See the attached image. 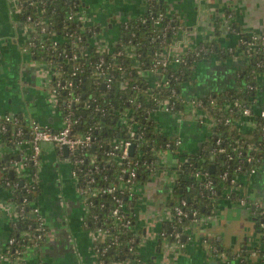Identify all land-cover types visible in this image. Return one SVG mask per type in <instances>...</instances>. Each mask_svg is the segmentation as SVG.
Listing matches in <instances>:
<instances>
[{"label":"trees","instance_id":"obj_1","mask_svg":"<svg viewBox=\"0 0 264 264\" xmlns=\"http://www.w3.org/2000/svg\"><path fill=\"white\" fill-rule=\"evenodd\" d=\"M15 2L21 8L20 17L23 20L29 14L34 21L44 20L46 43L44 46L33 48L32 56L56 70L62 66L60 74L53 75L52 86L58 80L71 82V86L61 89L59 100L64 112L71 111L73 114L75 119L73 132L92 131L93 144L79 154H84L89 161L94 157L95 162H101L104 167L102 173L116 183L118 188L120 186L125 190L123 197L129 201L127 197L131 198L132 194L127 190L126 177L123 179L119 177L121 168L124 166L128 170L135 168L138 174L133 182L136 185L145 183L161 169L159 155L166 148L167 142L172 140L157 127L156 109L160 106V99L173 101L176 103L174 110L186 113L188 98L182 93L185 83L194 81L195 66L215 53L222 56L226 50L215 42L200 43L184 53L185 61L171 62L165 70L159 67L160 71L154 72L151 68L157 52H164L170 47L177 39L181 27L177 25L180 19L177 13L171 11L166 3L158 0L142 2V9L122 19L117 39L109 45L107 52H103L95 41L101 33L100 24L97 23L92 31H83L80 28L81 22L71 17L84 0L73 2L15 0ZM229 17L232 19L233 14L231 13ZM169 23L172 27L165 30ZM41 26L42 24L38 22L37 28L40 29ZM230 28L240 31L235 22ZM34 33L37 37L41 35L40 30ZM252 38L253 34H241L239 48L244 51L247 61L238 68L234 85L222 90L209 89L198 97L203 100L200 109L205 113V118L213 121L210 133L202 146L190 155V151L183 150V146L174 145L171 149L173 152L177 149L180 156L184 154L190 156V161L182 162L177 170L169 205L173 206L177 198H190L185 209L187 211L197 209L200 216L207 212H215L223 200L237 203L243 196L251 199L250 171L264 163V116L261 115L264 98L259 100V94L264 87L261 82V76L264 74V39L258 38L257 44L253 46L242 42ZM127 46L134 48L135 58L126 52ZM118 50H124V54L116 55L114 58ZM73 52H77L76 58L72 57ZM102 56L105 57L104 66L107 68L109 65L107 74L103 75L96 74V63ZM118 65H122L123 70H120ZM110 75L111 82L106 86L105 82ZM157 80H160L159 83ZM71 90L79 97L76 106L73 102L64 103L68 101ZM246 106L251 108L252 115L249 119L253 124L245 129L239 121L243 117L242 109ZM125 112L128 113L131 122H136L133 126L136 127L134 135L130 134L131 129L127 124L119 121ZM25 120L22 116L21 123L25 124ZM1 124L0 118V143L14 147L13 140L17 138L15 127L12 123H7V128L1 130ZM141 131L143 135L139 137ZM116 138L132 140L134 151L129 156L130 164L125 160L119 163L117 157L107 156L106 152ZM219 138L220 143H217ZM12 156L14 155L6 156V153L0 156V188L12 189L13 197L19 203L18 207H23L18 220L12 226L10 238H13V241L8 244L7 249L13 259L23 257L30 246L40 244L43 239L38 238L40 221L32 212L35 205L39 206L35 191L37 188L28 190V187L32 186L31 178L30 181L22 183V180L24 182V179L26 181L28 178L21 179L16 174V167L10 161ZM212 164L213 169L210 167ZM85 167L83 164L81 168ZM33 168L32 164H27L26 171L32 173ZM196 171H200L201 175L196 176ZM224 172L228 173L227 177H222ZM207 177L212 180L209 186L206 184ZM8 180L11 182L10 185H7ZM14 182H18V185L13 186ZM112 196L105 194L94 200L91 211L93 214L98 213L99 217L94 220L89 216L92 219V227L99 224L108 226L112 223L108 211L114 204ZM100 202H104L105 206L101 207ZM263 208L264 206L257 208L253 203L249 206L251 217L255 220L260 233L263 232L260 227L264 217ZM125 211L131 215L129 210ZM190 213L188 212V215L178 223L179 229L193 222L194 217ZM133 219L134 222L122 234L120 245L106 248V241L101 238L96 240V245L102 247L98 250L97 264H154L152 261H144L136 252L138 243L136 240L131 241V238L134 239L133 226H136L134 216ZM44 229L47 230L46 225ZM131 246L133 249H130ZM257 251L261 256L264 254L263 233ZM228 255L231 256V252L228 251ZM238 258L241 260L239 264H255L247 248L241 250ZM20 261L28 264L23 259ZM1 262L6 264L4 260ZM257 264H264L263 256Z\"/></svg>","mask_w":264,"mask_h":264},{"label":"crops","instance_id":"obj_2","mask_svg":"<svg viewBox=\"0 0 264 264\" xmlns=\"http://www.w3.org/2000/svg\"><path fill=\"white\" fill-rule=\"evenodd\" d=\"M146 1V0H144ZM142 0H85L84 7L91 18L100 24V42L116 40L122 19L142 9ZM160 2V0H158ZM171 11L177 13L181 27L172 46V54H179L200 43L215 42L226 50L222 56L215 53L195 66L194 81L185 83L183 93L187 98L200 97L209 89H225L233 86L238 68L247 57L241 46V34H264V0H163ZM14 0H0V118L5 113H17L26 120L31 118L54 128L63 124L59 100L53 94L51 80L53 68L35 59L25 50L29 25L14 7ZM233 14L231 19L229 15ZM231 20V21H230ZM235 22L238 31L231 29ZM223 38V40H221ZM264 86V74L261 76ZM259 94L264 98V87ZM199 112V110H198ZM198 112L188 111L178 115L172 111L156 113L160 132L172 139H180L178 147L194 153L210 133L207 120ZM245 129L251 126L249 117L239 121ZM167 150V149H166ZM185 151V152H186ZM13 154L10 161L16 174L32 179L37 172V199L46 221V236L38 245L30 246L23 255L28 264H97V245L90 227L84 202L73 176V163L69 149L44 143L41 163L32 173L26 171L27 157L31 154L30 142L25 139L18 146L0 143V155ZM161 169L140 186L135 216L141 238L138 254L144 261L154 264H239L237 254L247 248L255 264L258 243L254 237L256 222L250 231L244 230V221L233 228V220L249 210L240 204L221 201L215 212L201 215L182 228L180 242L171 234L172 181L176 177L177 158H188L169 150ZM13 174V171H11ZM251 194L264 197V163L251 177ZM12 189L0 188V255L8 247L13 224L20 212ZM241 208L242 213L236 211ZM240 216V217H237ZM235 217V218H234ZM258 230V229H257ZM259 231V230H258ZM231 252V257L228 255ZM234 253V254H233ZM0 264L2 262L0 261Z\"/></svg>","mask_w":264,"mask_h":264},{"label":"built area","instance_id":"obj_3","mask_svg":"<svg viewBox=\"0 0 264 264\" xmlns=\"http://www.w3.org/2000/svg\"><path fill=\"white\" fill-rule=\"evenodd\" d=\"M67 1H76V0H67ZM85 2V0H84ZM84 2L81 4V7L76 10L75 14L71 15V17L78 19L81 24L80 28H82L83 31H92L93 27L97 25V22H95L92 18L91 15L88 13V11L84 7ZM14 7L19 9L20 7L17 5V3L14 0ZM76 3V2H75ZM74 3V4H75ZM21 9V8H20ZM174 21V18L171 19ZM25 22L28 23L29 25V33L26 38V44H25V50H28L30 54L33 53V48L38 47V46H44L46 43V36H45V25H44V20H38L34 21L32 16L29 14L26 19H24ZM41 23L42 26L41 28H37V24ZM178 26H181V20L177 22ZM172 27V25L169 23L165 26V30L168 28ZM40 30L41 35L37 37V34L34 32ZM39 35V34H38ZM80 38V37H79ZM101 38V33H99V36L97 39H95L96 43L98 46L101 48L103 52H107L109 50V45H112L115 40L112 42L108 43H103L100 42ZM258 38H263L264 39V34H253V38L249 41L242 40V42H247L249 46H253L257 44ZM117 39V38H116ZM57 41L55 40L54 44H56ZM174 43L170 45V47L166 48V50L163 52H157L155 62L153 63L152 70L154 72H159V67L163 68L164 70L168 66L169 63H180L185 61L184 58V53L182 52L179 54L173 55L171 50L172 46ZM128 48L126 49L129 55L134 56L136 55V52L134 48L131 46H127ZM124 54V50H118L117 53L114 55V58L116 55ZM33 55V54H32ZM72 57L76 58L77 57V52L72 53ZM137 60V59H136ZM264 61V60H263ZM45 63V62H43ZM47 64V63H45ZM105 64V57H101L99 61L96 63V74H107V68L109 65H107V68L104 66ZM48 66H51L47 64ZM52 67V66H51ZM62 66L60 65L58 69H53L55 75L60 74V68ZM118 68L120 70H123L122 65H118ZM73 74H75V71H73ZM111 75L107 78L106 80V86H109L111 82ZM52 81V80H51ZM160 80H157V82ZM159 83V82H158ZM68 86H71V82L67 83V80H63L62 82L58 80L55 85H51L52 92L53 94L58 98L60 96V92L62 88H67ZM175 92V90H173ZM74 95V96H72ZM79 101L78 95H76L75 92L72 90L70 91V97L68 98V101H64L65 104H70L73 102V105L76 106V104ZM264 102V101H263ZM203 100L194 97V98H188L187 104L188 108L186 109L187 114L188 111H196L198 112L199 117L203 120L205 118V113L201 111L200 106L202 105ZM160 106L157 107L156 111L158 112L159 110H167V111H172L178 115H183L182 112L176 111L175 109V104L173 101H170L169 99H160L159 101ZM59 109L62 114V121L63 124L59 128H54L50 126L47 123H43L38 121L37 119L31 118L29 120H25V124L21 123V118L22 116L20 114H15V113H5L2 115V124H1V130H5L7 128V123H12L13 126L15 127V134L16 137L13 142L15 145L21 144L25 139H27L30 142L31 146V154L28 155L27 157V162L28 164H32L35 169L40 165L41 163V157H42V151H43V144L48 143L52 144L58 147H64V145L68 146L69 149V158L71 162L73 163V176L76 179V182L78 184V192L80 194L81 200L84 202L88 214V220L90 222V227L93 228V237L95 240L97 239H103V241H106L105 247H110L112 248L113 246H118L121 243V236L125 232V229L134 222L133 216L136 220V226H133L134 229V239L131 238V241L136 240L137 241V247H136V252L138 253V245H139V240L141 238V233L138 228V222L137 218L135 216V206L137 199H139V190H140V185H136L134 183V179L137 177V170L135 168H132L130 170L127 169V167H122L121 168V174L119 177L121 179L126 177V185L128 186L127 190L130 191L131 198L125 194V196H128L129 201L125 200V197H123V193L125 192L124 189L117 187V184L114 183L112 180H109L107 175L102 173L104 167H102V163L95 162V158L91 157L90 161L89 159L84 155V154H79V152L84 151L88 147H90L93 144V139L94 136L92 134L91 130H88L84 133H74L73 132V127H74V117L71 111L69 112H64V110L61 107L60 100H59ZM156 112V113H157ZM252 115V111L250 107H244L242 109V116L245 117H250ZM261 115L264 116V109L261 110ZM208 118V117H207ZM205 118L204 120H206ZM120 123L122 124H127L129 126L130 134L134 135L135 134V128L133 127L136 122H131V119L128 117V113L125 112L119 119ZM209 122L210 127L213 125L212 119H207ZM229 119H227V122ZM253 124V122L251 123ZM163 133V132H162ZM143 135V131L139 132V137ZM27 136V137H25ZM220 138L217 140V143H220ZM181 143L180 139H172L170 142H167L166 148L165 149H172L174 145L178 146ZM133 145V142L131 139H123V138H116L111 144V147L108 148L106 154L109 158L111 157H117L119 159V163L123 162L122 160H125L127 164H130L131 160L129 159L130 156V148ZM172 151V150H171ZM173 152V151H172ZM2 156V155H0ZM188 156V155H187ZM13 162L15 159H11ZM159 160L162 164L164 157L159 155ZM185 161H190V156L188 158H177L176 165L174 169L177 170L181 166L182 162ZM91 163V164H90ZM85 164L86 167L85 169L81 168L82 165ZM88 164V165H87ZM258 170V167L253 168L250 171L251 176L256 173ZM196 176L201 175L200 171L195 172ZM206 175V174H205ZM228 173L224 172L222 177H227ZM177 177V173H176ZM176 177L172 181V183L176 180ZM102 179V180H101ZM32 185L31 187H28V190L30 189H36L38 186V180H37V172L35 171L34 174L32 175L31 179ZM212 183V180L207 177L206 179V184L209 186ZM11 182L8 180L7 185H10ZM18 182H14L13 186H17ZM171 191H172V186H171ZM128 193V192H126ZM105 194H112V199H113V205L110 207L108 211H110L111 218H112V223L108 226H103V225H95L92 227V219L89 216H92L94 220H97L99 215L98 213H92L91 211V206L94 204V200H97V198L102 197ZM173 194L171 193L172 198ZM229 197V194H228ZM190 199V198H188ZM187 198H177L176 203L172 206H170L171 210V231L166 232L168 235L171 234L172 237H174L178 242H180V236L182 233V228H178V223L182 221L184 217L188 215V212H191L190 214L194 217L193 220L198 221L201 218V215L199 216L198 210L194 209L191 211H187L185 209V206L188 204ZM26 198L24 199V201ZM169 203V202H168ZM171 203V202H170ZM253 203L257 208L263 207L264 206V197L263 198H256L255 196H251V199L246 198L245 196L241 197L238 199L237 204H240L247 210H249L250 204ZM100 206L104 207L105 204L104 202H100ZM19 212L22 211L23 207H18ZM125 210H129L131 212V215L128 214ZM32 212L37 215L39 221H40V226H39V233H38V238L40 240L44 239L46 236L47 230L44 229V226L46 225L45 217L41 212L40 206L35 205L32 209ZM129 212V213H130ZM262 215L264 216V208L262 210ZM107 220V217L105 218ZM107 224V223H106ZM260 227L263 230V235H264V217L262 218V221L260 222ZM118 228V229H117ZM260 233V235H262ZM13 241V238H9L8 243H11ZM102 248V247H101ZM100 247L97 246V256H98V250L101 249ZM130 249H133V246L130 247ZM241 252V251H240ZM240 252L237 254V257H239ZM259 257L261 256L258 251H256ZM264 257V254L262 255ZM261 256V257H262ZM260 257V258H261ZM23 257H14L13 259L10 257L8 254V251L6 250L4 253L0 255V261L4 260L6 264H25L24 262H21L20 259ZM240 260V259H239ZM241 261V260H240Z\"/></svg>","mask_w":264,"mask_h":264},{"label":"rangeland","instance_id":"obj_4","mask_svg":"<svg viewBox=\"0 0 264 264\" xmlns=\"http://www.w3.org/2000/svg\"><path fill=\"white\" fill-rule=\"evenodd\" d=\"M18 11H20V8L18 9ZM221 40H223V38H221ZM174 43H176V42H174ZM169 150L170 149H167V150L166 149H163V151L161 152V154L167 156L169 154ZM236 211L242 213L241 208L238 209V210H236ZM240 216H237V217H240V218H237V219H234L233 220L232 227L233 228H237V227L240 226L239 223L244 221V223H245L244 230H246V232L250 231L251 223H252L251 221L253 220L252 217L249 214L247 215V213L246 214H242V215L240 214ZM253 229H254V237L256 238V241L257 242H260V237H261L260 232L257 229H255V228H253ZM233 263L236 264L234 261H233Z\"/></svg>","mask_w":264,"mask_h":264},{"label":"water","instance_id":"obj_5","mask_svg":"<svg viewBox=\"0 0 264 264\" xmlns=\"http://www.w3.org/2000/svg\"><path fill=\"white\" fill-rule=\"evenodd\" d=\"M160 2H163V0H160ZM64 148L68 150V146L67 145H64ZM133 151H134V145H132L131 148H130V152L132 153ZM210 167L213 169L214 165L212 164Z\"/></svg>","mask_w":264,"mask_h":264},{"label":"flooded vegetation","instance_id":"obj_6","mask_svg":"<svg viewBox=\"0 0 264 264\" xmlns=\"http://www.w3.org/2000/svg\"><path fill=\"white\" fill-rule=\"evenodd\" d=\"M177 162V161H176ZM175 166V165H174Z\"/></svg>","mask_w":264,"mask_h":264}]
</instances>
